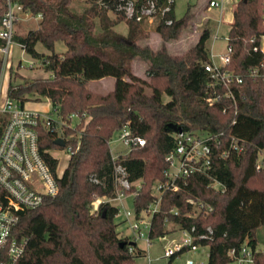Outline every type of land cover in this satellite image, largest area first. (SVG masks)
Here are the masks:
<instances>
[{
  "label": "trees",
  "instance_id": "1",
  "mask_svg": "<svg viewBox=\"0 0 264 264\" xmlns=\"http://www.w3.org/2000/svg\"><path fill=\"white\" fill-rule=\"evenodd\" d=\"M13 1L33 16L41 14L36 28L24 36L14 35V39L25 45L31 57L44 59V69L51 75L16 85L9 81L8 95L21 102L48 99L63 116L72 112L89 116L84 125L77 127L79 131L83 127L78 148L75 139L68 142L73 152L60 178L56 177L58 159L53 151L63 147L54 143L50 131L39 129L38 149L56 177L58 191L39 207L20 212L13 234L27 237L28 244L16 264H134L135 258L143 254L134 241L118 235L116 206L104 201L93 211L91 205L97 197L115 196L108 143L112 133L125 124L145 140L143 146L119 158L129 180L141 182L133 197L136 212L150 203L153 181L163 178L164 156L173 145L174 127L223 131L244 140L243 152L231 153L216 163L213 174L223 190L210 187L205 175L192 176L184 190L164 194L148 235L153 239L169 233L166 219L178 228L194 226L197 232L210 226L213 239L198 242L208 248L206 264L232 262L228 254L232 248H254L256 230L264 225V157L257 167L259 151L264 153V81L245 76L234 87L235 103L222 96L210 104L209 75L203 67L208 60L206 41L210 30L203 28L197 42L180 55L167 48V42L177 39L190 22L193 13L189 9L177 18L172 4L164 19L156 21L155 30L162 42L152 50L138 43L148 36L146 21L125 18L115 9L118 0H85L88 7L80 12L70 8L72 0ZM135 1L139 5L146 0ZM158 2L166 4V0ZM263 7L264 0H237L234 6L227 38L232 46L230 67L238 73L243 74L261 59L262 53L254 51L253 46L259 45L264 35ZM5 10L6 0H0V22ZM108 11L116 16L109 17ZM165 18L172 22L166 24ZM95 19L99 21L98 33ZM122 19L127 24L125 35L113 30ZM57 41L65 45L61 53L54 50ZM37 43L48 53L39 52ZM136 57L148 62V81L133 73ZM1 71L0 59V77ZM106 76L115 79L112 90L102 94L88 89L90 81ZM164 94L169 97L167 101L162 99ZM189 196L206 202L212 211L192 217L169 212L173 207L181 214L192 212L185 201ZM254 261L264 264V248L255 253Z\"/></svg>",
  "mask_w": 264,
  "mask_h": 264
},
{
  "label": "built area",
  "instance_id": "2",
  "mask_svg": "<svg viewBox=\"0 0 264 264\" xmlns=\"http://www.w3.org/2000/svg\"><path fill=\"white\" fill-rule=\"evenodd\" d=\"M172 4L173 0H166L164 6L159 4L158 0H146L139 5L136 4L135 0H118L115 9L121 11L127 19L152 22L164 19V15L171 9ZM208 6H219L220 9H224L225 1L210 0ZM30 17H35L38 20L41 18V14L38 13L33 16L23 8L22 4L13 0H6V10L0 22V59L2 60L0 77V123H2L0 133V264H16L25 254L28 238L13 234V230L19 221L20 212L37 208L42 205L46 197L56 195L58 191L56 177L62 176L73 152V147L68 142L75 139V149L78 148V136L83 127L80 128V131L77 130V127L81 124L84 125L89 119L86 113L80 114L78 112L63 116L59 113L58 107L52 106L48 99H46V103L49 108L42 110L30 107L26 101L21 102L8 95L9 71L15 58L14 47L19 48V56L23 57L26 53L25 45L14 39L16 23ZM261 17L264 24V7ZM171 22L172 19L165 18L166 24ZM217 37L218 29L214 35V38ZM226 39L225 50L217 52L211 46L208 50V60L203 63V67L209 75L207 87L211 91V96L207 98V101L210 104L218 101L222 96L228 97L235 103L234 87L240 84L245 76L264 81V50L261 48L260 39L259 45L253 46V50H260L261 59L257 65L248 67L243 74L230 67L232 46L227 37ZM27 62L28 66L32 68L38 63L44 68L46 64L44 59L33 57ZM234 122L233 120L232 123ZM40 128L50 131L54 140L62 138L65 142L60 150L61 155L57 157L56 177L38 149ZM66 131L69 133L66 134ZM172 137L173 145L164 156L166 167L163 171V178H156L151 184L150 195L152 199L150 203L139 212L135 210L124 211L123 221L128 224L132 233L129 239L135 243L138 239L145 238L146 244H150L148 233L151 228L152 217L159 211L162 198L166 192L184 190L188 185V180L194 175L209 177L208 185L210 187L223 190L224 186L213 174L216 163L221 159H226L231 153L240 154L245 149L244 140H240L234 134H225L223 131L181 128L175 130ZM117 139L126 148V151L114 153L110 150L115 196L112 198L97 197L96 202H91L93 211L97 210L101 202L108 201L112 204V201L117 200L119 204L112 205L116 206L120 212L123 207V199L128 196L133 198L138 194L140 180H129L127 168L119 158L127 156L134 147L143 146L145 140L134 134L126 124L118 130ZM259 153L260 158L257 161V167L262 165L264 157L262 151ZM63 156H66V159L63 169L59 172L58 167ZM91 180L99 182L94 177H91ZM132 186H135L136 189L131 190ZM185 201L191 207L192 212L181 214L174 207L169 212L176 216L192 217L198 214L205 215L212 211L210 205L195 197L189 196ZM165 224L166 229L170 231L169 233L176 231L180 233L178 239H172L168 244L172 246L164 248L163 256L168 259L176 253L197 252L200 248L207 247L200 245L199 241L213 239V230L210 226L202 232H197L194 226L190 229L178 228L167 219ZM170 225L174 228L169 229ZM145 230L147 235H145ZM165 236L166 234H163L162 238ZM259 250L261 249L257 246L252 248L243 245L238 250L230 249L228 254L237 264H256L254 255ZM150 260L149 258L148 261ZM183 264L197 263L193 258L188 257Z\"/></svg>",
  "mask_w": 264,
  "mask_h": 264
},
{
  "label": "rangeland",
  "instance_id": "3",
  "mask_svg": "<svg viewBox=\"0 0 264 264\" xmlns=\"http://www.w3.org/2000/svg\"><path fill=\"white\" fill-rule=\"evenodd\" d=\"M174 14L177 18L181 17L188 9L193 13V16L188 23V25L183 28L179 37L177 39H171L167 42V47L169 48V52L175 55H180L183 52L187 51L190 47H192L198 36L200 35L203 28H208L210 30V36L206 41V46L208 50H210L211 46H213L214 50L224 51L227 44V34L230 28V24L227 22H221L220 13L221 9L219 6H208L209 0H174ZM220 1V0H217ZM225 7L227 9L226 17L229 19L232 17L231 8L234 4H236L237 0H224ZM88 7V3L85 0H72L70 4V8L75 12H80L81 10ZM108 16L114 18L116 15L112 11H108ZM39 19H35V17H30L28 19L21 20L16 23V36H24L30 29H34L37 27ZM95 32L98 33L100 31L99 21L95 19ZM146 24V30L148 36L144 39L138 41V43L142 46L148 45L152 50H156L160 43L162 42V38L155 31L156 21L149 22ZM218 29V37L214 38L215 32ZM113 30L117 33L123 35L127 31V24L124 19L120 20L119 23L114 25ZM261 48L264 50V36L260 39ZM36 49L42 53H48V50L40 43L36 44ZM54 50L58 53H61L65 50V45L63 42L57 41L54 44ZM15 58L14 62L11 65V69L9 71V81H12L13 84H18L23 82L24 80H32L35 78L47 77L51 74L50 71L45 70L40 64H36L33 68L28 66V60L32 59V57L25 53L23 57L19 56V48L14 47ZM22 59V61H19ZM22 64V66H21ZM148 62L141 58H134L132 61V71L135 75L141 77L142 79L149 80V74L147 71ZM19 75V76H17ZM114 77L106 76L101 80H92L88 83V89L95 93H106L112 90L114 86ZM163 101H167L169 97L167 95L162 96ZM33 101V100H32ZM29 102V101H26ZM49 108V106H48ZM118 131L115 130L109 140V148L112 152H125L126 148L118 141ZM54 155L58 157L61 155L60 151L54 150ZM63 158V157H62ZM61 158L60 167L62 166V162H64ZM97 198H95L92 202H96ZM100 199V198H99ZM112 204H119V201L114 200L111 202ZM125 210H134L133 206V198L128 196L123 199V207L118 212V214L114 217V221L117 224V230L119 231V236H128L131 237L132 233L128 227V224L123 221L124 219V211ZM169 229H173L174 227L170 225ZM145 235H147L146 230L144 231ZM180 233L178 231L171 232L166 234L165 238L156 237L150 239V244L147 245L145 242V238L138 239L136 241V245L139 249H143L145 255H140L135 258L134 264H183L185 259L188 257L193 258L197 264H206L207 263V247L200 248L197 252L188 253L181 252L177 254L171 262H168V258L163 256L164 248L170 244L172 239H178ZM256 240L258 241V247H264V225L259 227L255 233ZM148 255V256H147ZM151 259L148 261V259ZM150 262V263H149ZM227 264H237L236 261L229 262Z\"/></svg>",
  "mask_w": 264,
  "mask_h": 264
},
{
  "label": "crops",
  "instance_id": "4",
  "mask_svg": "<svg viewBox=\"0 0 264 264\" xmlns=\"http://www.w3.org/2000/svg\"><path fill=\"white\" fill-rule=\"evenodd\" d=\"M210 1V0H209ZM209 1H208V3H209ZM174 4H175V1L173 0V10H174ZM233 9H234V4H233V6H232V8H231V11H232V14H233ZM226 12H227V9H226V7L224 8V9H221V13H220V20L222 21V22H227V23H231L232 22V17L229 19L228 17H226ZM232 16V15H231ZM146 24H149L148 23V21H146ZM156 31V30H155ZM127 32V31H126ZM126 34V33H125ZM125 34H123V35H125ZM199 37V36H198ZM197 40H198V38H197ZM197 40H196V42H197ZM195 42V43H196ZM168 46V45H167ZM168 48V47H167ZM168 51H169V48H168ZM63 52V51H62ZM102 79V78H101ZM101 79H99V80H101ZM27 104H28V106H30V107H33V108H37V109H42V110H44V109H47L48 108V104L46 103V99H44V100H42V101H29V102H27ZM118 231V230H117ZM118 234H119V231H118ZM122 237H128V236H122ZM129 238V237H128ZM256 246L258 247V241H257V244H256ZM259 248V247H258ZM262 248H264V247H262ZM262 248H260V249H262ZM142 250V253H143V255H145V251L143 250V249H141Z\"/></svg>",
  "mask_w": 264,
  "mask_h": 264
},
{
  "label": "water",
  "instance_id": "5",
  "mask_svg": "<svg viewBox=\"0 0 264 264\" xmlns=\"http://www.w3.org/2000/svg\"><path fill=\"white\" fill-rule=\"evenodd\" d=\"M174 129L175 130H180L181 127H174ZM54 143L57 144V145H59V146H64V144H65V142H64V140L62 138H56L54 140Z\"/></svg>",
  "mask_w": 264,
  "mask_h": 264
},
{
  "label": "bare ground",
  "instance_id": "6",
  "mask_svg": "<svg viewBox=\"0 0 264 264\" xmlns=\"http://www.w3.org/2000/svg\"><path fill=\"white\" fill-rule=\"evenodd\" d=\"M65 159H66V156H63L62 160H63L64 162H62V166L60 167L59 172L63 169L64 163H65Z\"/></svg>",
  "mask_w": 264,
  "mask_h": 264
}]
</instances>
